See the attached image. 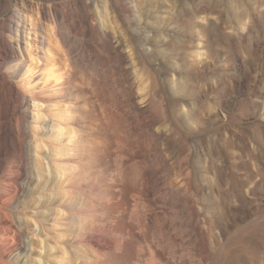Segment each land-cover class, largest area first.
I'll return each mask as SVG.
<instances>
[{"label": "rangeland", "instance_id": "rangeland-1", "mask_svg": "<svg viewBox=\"0 0 264 264\" xmlns=\"http://www.w3.org/2000/svg\"><path fill=\"white\" fill-rule=\"evenodd\" d=\"M59 33L85 80L74 125L26 95L0 120V264H92L85 243L102 264H264V0H0L7 89ZM66 143L96 152L87 196L52 166Z\"/></svg>", "mask_w": 264, "mask_h": 264}, {"label": "bare ground", "instance_id": "bare-ground-1", "mask_svg": "<svg viewBox=\"0 0 264 264\" xmlns=\"http://www.w3.org/2000/svg\"><path fill=\"white\" fill-rule=\"evenodd\" d=\"M55 15H57V14L55 13ZM34 26H35V24L32 25L31 29L29 28L28 34H31V35L36 34V31H34L35 30ZM57 36H58V39L55 38V40H54L55 44H58V42H60L61 47L63 46V47L67 48V39L61 33H59ZM37 41L38 42L35 45L36 46L35 51L37 52V55H38L36 66H31L26 71V73H29V75L31 77L30 79H32V81H34V84H32V86L20 85V86H18V89L17 88L7 89L6 88L7 84L10 85V80H11L10 75H6L3 72L0 73V120L3 121V124H5V121H7V122L11 121L10 120V112H13L15 110V108L17 107V104L19 102L18 98L20 96L26 95V96H28V102H30V106H32L34 108L35 107L37 108L40 105H46L47 106L50 104L62 107V110L59 108L61 111L56 110V112L53 113L54 114L53 119H56V123H59V122L64 123L65 124V131H71V129L69 130V128L73 127L74 124L72 125V123L70 121L73 118L71 116H74V115L71 114L72 111H70V110H72L71 108L76 107V105H77L76 102L81 97V93H82L81 84L83 83V80H84L83 74L80 72L81 70L78 68L75 58L73 56L71 57V49L67 50L65 48L66 49L65 50L63 48L64 50H60L62 48H59V46H60L59 45L60 43H59L58 44V48H59L58 51L60 52L59 55L49 57V58H51V60H49V58L47 56V52L44 48L46 41L43 38H41ZM56 52H57V50H56ZM26 54L28 55L27 52H26ZM71 60H72V62H71ZM50 63H53V64L50 65ZM70 65L72 66V68H69ZM41 82H44L43 88L40 90H35V86H37V84L39 85ZM67 95H70V97H72V102L70 104L65 103L66 102L65 99H66ZM6 96L9 97V108L5 109L3 107V102H4ZM67 103H69V102L67 101ZM53 109H56V108H53ZM46 112H49V111H46ZM75 113H76V110H75ZM57 120L59 122H57ZM64 124H62V125H64ZM10 126H11V124H10ZM59 126H60V124H59ZM60 128H59V130H60ZM2 130L3 129L1 127V122H0V134H2ZM70 133H72V132H70ZM9 136H11V135H9ZM82 145H83V148L79 151H78V149L73 148V146L70 143H66V144L62 145L64 150L66 151L65 152L66 156H64V157L62 156L63 154L60 153L59 149L58 148L56 149L55 146H54L55 148L52 147L50 149V152H48V153L51 156V159L53 162L52 163L53 167L60 168V170L62 168L63 169L69 168L70 170H72L74 168L79 169V172H80L79 177L71 185H73V187L75 189L82 190V192L85 191V194H86V192H91V191L89 190V188H87V183H85L87 180L85 179V176H89L91 178L93 176V174H96L97 176L102 175V172L99 169H96L95 172L91 171L93 166L90 165V163H88L89 162L88 157H89V155H91L92 160L95 161L96 160V155H95L96 152L95 153H93L92 151L90 152V150H88L86 148V145H84V144H82ZM93 165H95V164H93ZM61 171H63V174L65 175L64 172L66 171V169H65V171L64 170H61ZM68 173L66 172V174H68ZM92 179H94V178L92 177ZM92 182H93V180H92ZM100 184L98 183V185H100ZM69 187L71 188V186H69ZM90 188H91V186H90ZM86 196H87V194H86ZM86 213H87V211H86ZM90 215H91V213H90ZM91 216H93V215H91ZM80 229H83V227ZM256 230H257V231H255L256 233H251V236L254 239L255 238L257 239L256 243L252 246H254L255 250H259L262 247L261 245L264 244V235L259 234L260 231L264 230V225H259L258 227H256ZM1 231L2 230L0 229V240L4 238L2 235L3 232H1ZM79 231H81V230H79ZM9 232H10V230H9ZM12 234H15V233H12ZM77 239H79V238H77ZM1 241H3V240H1ZM81 245L82 246L86 245L93 252V254L95 256V260L91 262L92 264H102V261L98 257L96 251L90 245H87L86 243L81 244ZM112 245H113V249L115 251H119V249L121 247V241L118 240L116 237H113L112 238ZM252 246H250V247H252ZM76 247H77V245H76ZM78 256H79V254H78Z\"/></svg>", "mask_w": 264, "mask_h": 264}]
</instances>
